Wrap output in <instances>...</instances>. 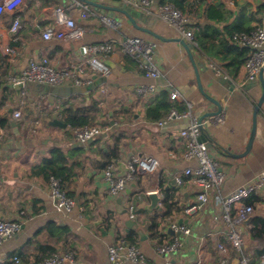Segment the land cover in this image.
<instances>
[{"label":"crops","instance_id":"crops-1","mask_svg":"<svg viewBox=\"0 0 264 264\" xmlns=\"http://www.w3.org/2000/svg\"><path fill=\"white\" fill-rule=\"evenodd\" d=\"M88 1L96 5L79 0H24L15 12L5 11L0 16V216L22 223L21 231L0 245V264H41L52 254V249L53 254L72 253L73 264H134L125 259L110 260L109 248L120 243L136 244L149 264H222L223 261L240 264L223 219V203L214 191L209 192L208 201L201 209L187 214L189 208L201 204L199 190L192 178L185 175L187 169L197 165L183 158L186 140L181 132L189 127L190 118L172 120L165 126L151 129L145 125L150 122L145 120L144 111L145 106L163 91L170 97L173 90L178 91L182 99L171 100L184 109L183 114L189 111L190 104L191 115L197 119L217 110L202 91L221 103L222 120L211 124L209 119H204V123L213 141L209 145L210 154L225 175L220 187L221 196L225 198L264 172V113L257 118L250 152L244 158L238 157L245 153L252 136L254 107L263 93L259 76L255 81H247L245 64L237 78L227 72V78L235 85L230 93V85L222 83L223 76H216L211 66L216 64L226 70L224 63L206 55L198 43L192 46L189 55L181 43V40L187 41L153 13L134 9L144 13V17L133 24L126 15L112 10L113 3L124 1ZM76 2L89 6L91 15L88 18L80 17ZM189 2L193 8L187 16L189 28L194 32L198 24L214 25L215 22L204 18V9L220 3L233 13L227 22L216 24L220 29L239 23L264 27V14H258L264 0ZM56 8H63L86 29L82 40L46 41L43 38L45 31L59 28L54 16ZM16 17L21 19L19 33L11 35L16 52L7 56L1 51V35L9 31ZM103 17L114 20L117 26L105 24ZM126 38H141L155 45V60L162 77L147 78L139 62L121 51L120 43ZM108 42L114 43L115 51L107 57L98 56L110 69V74L103 76L92 68L89 62L92 55H84L83 47ZM43 58L50 60L57 70L77 69L81 80L98 86L88 94L65 96L52 89L77 86L71 83L61 87L26 84L18 93L13 88L15 83L11 84L9 79L20 77L30 61ZM103 77L106 81L100 80ZM142 86H154L155 91L141 95L138 90ZM23 91L25 104L20 105ZM92 100L98 109L94 126L103 131L100 138L83 144L68 125L64 128L52 124L53 116L64 123L67 109L77 111L89 107ZM17 110L22 112L20 119L14 118ZM3 120L6 123L2 126ZM31 139L36 140L34 146L29 142ZM222 148L229 154L222 152ZM54 149L63 155V167L67 169L63 187L83 207L82 216L78 210L70 214L58 213L52 204L50 181L44 176L33 175ZM113 152L115 157L111 159ZM138 155L157 158L158 171L133 180L123 193L112 196L105 176L107 168L113 165V174L121 178L117 164L111 162L117 158L128 165ZM180 180L181 185L178 184ZM150 191H160L165 197L162 213L138 209L140 203H149L146 194ZM247 205L253 207L251 218L264 217V191L237 205L233 215H239ZM130 206L136 208L133 219L128 212ZM124 211L126 215H121ZM129 220H133L137 228L127 232ZM180 220L191 229L190 236L168 233L171 225L179 224ZM49 223L68 228L70 234L62 235L57 231L55 236L50 235ZM241 228L251 258L256 249L251 227L246 224ZM138 230L144 232V237L141 238ZM175 238L183 243L181 251L170 257L160 255L158 248Z\"/></svg>","mask_w":264,"mask_h":264},{"label":"built area","instance_id":"built-area-1","mask_svg":"<svg viewBox=\"0 0 264 264\" xmlns=\"http://www.w3.org/2000/svg\"><path fill=\"white\" fill-rule=\"evenodd\" d=\"M23 1L24 0H1L0 16L5 11L11 13L15 12L21 7ZM122 1L132 9H140L148 13H153L159 20L175 28L188 44L191 46L197 44L196 35L194 31L189 28V17L176 9L173 5H159L156 3V0ZM76 5L82 19H86L91 15L90 8L87 4L76 2ZM54 16L59 28L57 30L50 29L45 31L43 33V38L46 41L52 39L79 41L84 38L86 29L68 16L63 8H56ZM102 20L105 24L111 27L115 28L117 26L116 22L108 17H103ZM20 29L21 19L20 17H16L12 21L9 31L1 35V51L5 55H15L16 51L11 43V35L18 34ZM232 42L239 47L251 50L250 56L245 63L247 73L246 78L249 82L255 81L264 68V27H259L249 34L236 33L232 38ZM120 49L125 55H128L139 62L147 78L156 80L162 77L161 69L155 60V45L148 43L141 38H126L120 43ZM114 51V43L110 42L83 47L84 55H92L89 61L92 68L103 76H108L110 74V69L98 58V56L103 55L107 57L114 53ZM211 66L216 76L227 77L223 68L216 64H212ZM9 82L11 84L24 82L25 85L41 84L51 87H61L68 83L81 87L91 83L81 80L77 75V69L57 70L47 58L38 61H30L21 76H12L9 79ZM154 91V86H142L138 90V93L143 95ZM21 95L20 105H24V91ZM171 99L180 100L182 99V96L178 91L173 90L171 92ZM188 108L189 111L185 114H180L176 110H171L164 120L157 123L162 127L172 120H178L183 117L190 118L189 127L181 132V137L186 140V150L183 154V158L186 161H195L197 165L193 168L187 169L185 175L192 178L194 184L199 190L198 200L201 204L189 208L187 214H192L201 209L202 204L208 201L209 192L214 191L217 195V199H220L223 203V219L229 229L231 245L239 254V263L251 264L250 257L244 253L246 243L241 227H244L251 219L253 207L251 205L245 206L243 211L237 216H234L233 212L237 205L242 204L253 194L264 191V172L250 184L240 187L227 197L222 198L220 187L225 180V175L211 156L208 142L202 141V131L200 129L199 119L192 117L190 104H188ZM21 116V110L14 112L15 119H20ZM221 120L222 115L212 122H220ZM204 124H206V122H203V125ZM106 131H108V128ZM73 134L79 142L85 144L94 140L99 135H102L103 131L96 126L81 127L74 129ZM127 167L128 172L121 178H118L113 174V165L109 166L105 172V176L110 183V193L114 197L123 193L128 183L133 180L141 176L154 175L160 167V162L157 158L152 156L138 155L130 160ZM181 183V180L178 181L179 185H181ZM50 186L52 204L58 213L70 214L78 210L80 216H82V213L84 212L83 207L80 206L74 198L68 196L67 192L62 189L59 180L51 178ZM135 210L136 208L134 206H130L128 209L132 219L135 218ZM21 229V222L0 217V245H2L5 240L18 234ZM171 229L179 236L188 237L192 234L191 229L185 225V223L182 225L173 223ZM182 246V241L175 238L173 242L166 243L159 247L158 253L164 257H170L180 252ZM220 249L223 252H226L223 246H221ZM108 252L109 258L112 262H118L125 259L134 264H149L140 249L135 245L120 243L116 246H111ZM74 261V255L72 253H67L63 255H54L45 259L41 264H73ZM226 263L227 261L222 262V264ZM260 264H264V255L261 258Z\"/></svg>","mask_w":264,"mask_h":264},{"label":"trees","instance_id":"trees-1","mask_svg":"<svg viewBox=\"0 0 264 264\" xmlns=\"http://www.w3.org/2000/svg\"><path fill=\"white\" fill-rule=\"evenodd\" d=\"M159 5H173L176 9L180 10L187 15L189 10H192L193 6L190 4L189 0H159ZM204 18L208 21L215 22L214 25L203 24L197 27L195 35L197 38V43L200 48L212 59H215L221 63H224L223 70L237 78L241 68L244 66L248 60L251 50L248 48H242L234 45L232 42L233 36L242 33H251L257 28L262 27L260 25L256 26H245L244 23L235 24L234 26L225 27L224 30L216 26V24L221 22H227L230 16L233 15L225 9L222 3L213 5H207L204 9ZM258 14H264V4L258 8ZM91 105L86 108L74 111L72 108L67 109V117L64 118V123L74 129L81 127H93L97 121L95 113L98 111L97 105L94 100L91 101ZM171 110H176L178 113L183 114L184 109H180L178 104L171 100L170 94L167 91H163L158 94L150 104L145 106L144 117L145 120L150 123H158L166 118ZM181 111V112H180ZM6 121H1V125L5 124ZM114 152L110 158H114ZM118 160L115 158L111 162ZM64 158L58 149L51 150V155L48 159L44 161L41 167L33 171L34 176H44L50 181L51 178L60 181V185L64 191L63 182L65 180V171L67 169L63 167ZM61 163V164H60ZM67 192V191H66ZM68 196L74 198L67 192ZM248 225H250L251 239L255 245V250H253V255L250 258L251 264H260L261 258L264 255V217H253L249 220ZM48 232L50 235L55 236L58 231L62 235L70 234L68 228L56 227L54 223H49ZM135 245L136 244H130ZM52 254L47 258H50L59 253L53 254V249L50 251ZM69 253V252H67ZM65 253V254H67ZM244 253L248 255L247 249L245 248ZM236 256L239 254L236 252Z\"/></svg>","mask_w":264,"mask_h":264},{"label":"water","instance_id":"water-1","mask_svg":"<svg viewBox=\"0 0 264 264\" xmlns=\"http://www.w3.org/2000/svg\"><path fill=\"white\" fill-rule=\"evenodd\" d=\"M79 1L85 2V3H87L89 5H93V6L96 5L95 3L88 1V0H79ZM157 1L158 0H156V2ZM97 6L102 7L105 10L110 9V7H105V6H101V5H97ZM112 10L123 13L124 15H126L129 18V20L133 24H136V22H135L136 20L142 19L144 17V13H140V12L135 11L134 9L127 6L124 2H121L119 4L113 3ZM262 17L264 18V16H262ZM140 30L146 31V29H140ZM152 34H154V33H152ZM181 43L184 46V48L186 49L187 53H189V55H191L192 46L190 44L186 43L184 40H181ZM191 59H192V56H191ZM263 74H264V68L259 75V79H260L262 86H263V93H262L259 101L257 102V104L254 107V116H253L254 125H253L252 136L249 140V144L247 145V149H246L245 153H243L242 155H239L238 156L239 158L246 157L248 155V153L250 152V150L252 148L253 140H254L257 118L262 113H264V79H263ZM95 78L97 79V77H95ZM100 80L106 81V78L103 77ZM222 80H223L222 83H227L230 85L229 92L232 93L235 90V85L232 83V81L229 80L227 77H224V78L222 77ZM198 81H200V80L198 79ZM25 86L26 85L24 82H18V83H15L13 85V88L16 89V91L18 93H20L24 89ZM97 86H98V84L91 83V84H88L87 86L81 87V88L69 86V87H65V88H54L52 90L56 91L58 93H61L62 95L68 96V95L77 94V93L78 94L79 93L88 94V93L94 91ZM199 87H200V90L202 91V87H201L200 83H199ZM202 93L208 99V101H210L212 104H214L217 107L216 111L210 112L208 115L199 119L200 129L202 131V141L208 142V144L211 145L213 141H211V139H209L210 137L207 135L208 126H207V124L203 125V122H204V119H209L211 121V124H213L214 122H212V121H215L216 119H218V117H220L223 114V107H222L221 103H219L217 100L211 98L210 96L205 94L203 91H202ZM52 124L54 126H59V127H64V128L67 127V124L59 121L56 116H53ZM145 125L151 129L152 128L157 129L159 127V125L157 123H150L148 125L147 124H145ZM100 136L101 135H99L95 139L100 138ZM29 142H31V144H33V146L36 144L35 139H31ZM221 151L224 152L225 154H229L225 151L224 148H222ZM114 163L117 164V166H118V170L120 171V176H122V177L125 176L126 173L128 172L127 164L125 162H122L119 160L114 161ZM173 185H174V183H173ZM146 198L149 201V203H147V202L140 203L138 205V209H144V210L149 211V212L158 211L160 213H162L164 211V208L162 205L166 199L163 195H161L160 191H150L146 194ZM118 201H120V199ZM126 213H127V211H124L123 213H121V215H126ZM0 217L3 218L2 215ZM108 217H109V215H108ZM182 224H183V221L180 220L179 225H182ZM126 226H127V230H126L127 232L137 228V226L133 220L127 221ZM138 233L141 236V238L144 237L143 231L138 230ZM168 233L173 235V236H176L175 232L172 229H169Z\"/></svg>","mask_w":264,"mask_h":264},{"label":"rangeland","instance_id":"rangeland-1","mask_svg":"<svg viewBox=\"0 0 264 264\" xmlns=\"http://www.w3.org/2000/svg\"><path fill=\"white\" fill-rule=\"evenodd\" d=\"M29 132V128H27V133ZM134 153H136V151L134 152Z\"/></svg>","mask_w":264,"mask_h":264}]
</instances>
